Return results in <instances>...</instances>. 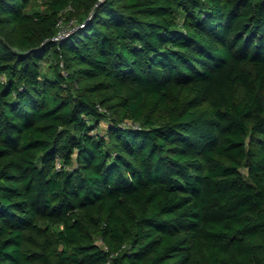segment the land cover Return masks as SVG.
<instances>
[{
	"label": "trees",
	"instance_id": "obj_1",
	"mask_svg": "<svg viewBox=\"0 0 264 264\" xmlns=\"http://www.w3.org/2000/svg\"><path fill=\"white\" fill-rule=\"evenodd\" d=\"M108 261L264 264V0H0V264Z\"/></svg>",
	"mask_w": 264,
	"mask_h": 264
},
{
	"label": "built area",
	"instance_id": "obj_2",
	"mask_svg": "<svg viewBox=\"0 0 264 264\" xmlns=\"http://www.w3.org/2000/svg\"><path fill=\"white\" fill-rule=\"evenodd\" d=\"M58 31L56 34L52 37L55 41H60L63 38H65L71 31L75 30L79 25H83V23L77 24V21L75 19H71L69 22H64L62 18L58 20ZM108 264H111L110 261H108Z\"/></svg>",
	"mask_w": 264,
	"mask_h": 264
}]
</instances>
